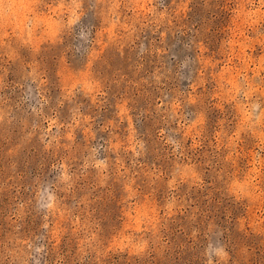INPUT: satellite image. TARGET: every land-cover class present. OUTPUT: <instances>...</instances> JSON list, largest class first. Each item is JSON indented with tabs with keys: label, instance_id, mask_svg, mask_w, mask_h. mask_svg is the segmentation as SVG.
<instances>
[{
	"label": "rangeland",
	"instance_id": "obj_1",
	"mask_svg": "<svg viewBox=\"0 0 264 264\" xmlns=\"http://www.w3.org/2000/svg\"><path fill=\"white\" fill-rule=\"evenodd\" d=\"M0 264H264V0H0Z\"/></svg>",
	"mask_w": 264,
	"mask_h": 264
}]
</instances>
